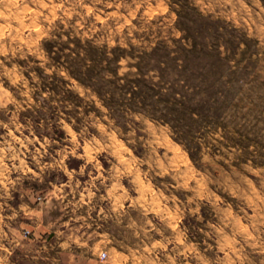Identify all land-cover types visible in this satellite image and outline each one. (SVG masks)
Instances as JSON below:
<instances>
[{
    "label": "clouds",
    "instance_id": "obj_1",
    "mask_svg": "<svg viewBox=\"0 0 264 264\" xmlns=\"http://www.w3.org/2000/svg\"><path fill=\"white\" fill-rule=\"evenodd\" d=\"M189 17L236 43L185 135L159 102L111 100L161 42L154 99L208 96L180 74ZM0 264H264V0H0Z\"/></svg>",
    "mask_w": 264,
    "mask_h": 264
},
{
    "label": "rangeland",
    "instance_id": "obj_2",
    "mask_svg": "<svg viewBox=\"0 0 264 264\" xmlns=\"http://www.w3.org/2000/svg\"><path fill=\"white\" fill-rule=\"evenodd\" d=\"M189 19L193 22L191 24L182 23V27L187 30V36L191 37L192 47L177 46V54L183 61V69L180 74L185 79L188 87H191L193 83H207L208 96L201 95L197 100L195 99V93L189 95L186 89L181 88L180 91L187 97L186 100L176 101L174 93L167 96L161 95L158 101L154 99L157 96V89L144 79V71L151 66L153 60L159 62L162 59L167 60L170 69H176V60L168 55V48L161 42L151 54L145 53L142 56L138 62L136 72L129 76L122 89H118L120 96L113 97L111 100L114 107H119L120 101L128 99V93H131L134 102L143 103L150 108H155L159 102L168 107V116L176 121L178 129L185 135L198 123L191 115L193 111L199 116V123L201 124L204 122L210 123L214 120L217 111L212 100L216 92L214 85L219 81V87H226L225 81L219 80L220 74L225 71V62L216 53L217 42L223 40L229 47H235L236 43L235 40L227 38L216 31L212 22L203 20L196 22L193 17H189ZM88 54L97 61V64L88 70V76L90 77L95 73L99 58L103 56V53L95 48H90ZM120 55H122V51L117 48L114 56L119 57ZM229 75L236 79L244 76L245 72L229 73ZM47 86L53 90H58V84L55 81L50 82ZM64 95L66 99L73 103L81 102L80 98L75 95H69L68 93ZM241 142L243 143V141Z\"/></svg>",
    "mask_w": 264,
    "mask_h": 264
}]
</instances>
